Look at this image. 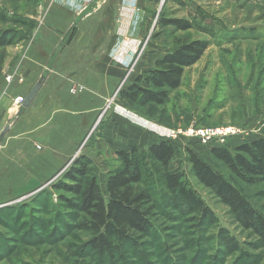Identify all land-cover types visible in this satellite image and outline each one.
Masks as SVG:
<instances>
[{
    "label": "rangeland",
    "instance_id": "obj_1",
    "mask_svg": "<svg viewBox=\"0 0 264 264\" xmlns=\"http://www.w3.org/2000/svg\"><path fill=\"white\" fill-rule=\"evenodd\" d=\"M100 1L0 0V99L6 98L5 104L0 105V133L9 126L0 141V264H103L92 255L78 252L86 232L72 228V212L59 207L52 184L80 154L92 157L103 183L108 171L117 164L113 146L104 141L102 132L109 114H114L112 122L122 115L124 118L118 123L131 120L164 139H167L162 136L164 130L185 129L189 125H235L241 131L230 137L233 138L230 143L264 138V0H141L140 5L136 0H125L126 8L119 6L125 9L123 13L131 14L130 10L139 9L141 22H147L148 31L139 38L133 36L129 28L133 18L126 19L122 29L121 14L118 16L121 9L116 7L114 21H118L116 27L122 34L115 49L121 54L128 51L129 59H125L127 70L122 80L111 83L115 87L113 95L94 114L74 152L59 167L57 164L63 158L53 147H46L47 151L37 143L34 149H28L18 134L24 108L13 100L17 96L25 98L41 76L48 77L53 86L60 87L65 82L67 87L73 81L66 79L68 71L76 72L74 77H79L90 70L87 59L94 60L99 50L94 52L93 45L103 38V35L99 37V26L104 19ZM128 5L131 7L127 9ZM163 15L170 19L195 18L215 29L216 36L196 30L171 33V26L159 25ZM254 28L255 33L250 35L248 31ZM176 38L210 41L201 58L186 68L180 87L160 104H134L121 98L120 89L131 83L135 75L150 69L154 56L171 48L172 39ZM59 51H63L60 60L49 72L48 57ZM50 73L53 74L48 76ZM230 80L236 81L237 86H230ZM82 116L86 118L87 114ZM154 127L159 129L152 131ZM196 144H200L196 146L200 156L212 165L203 146L209 143L182 136L174 142L170 167L182 171L185 183L215 211L217 222L206 233L216 235L224 227L243 249L254 255V263L264 264V252L255 247V237L233 219L227 206L190 175L182 147ZM234 181L251 204L260 209L258 206L264 203V185L248 187ZM170 225L172 238L168 243L177 250L178 264H188L184 261L187 252L184 240L192 236V229L184 227L177 233L175 227L180 225L171 222ZM118 264L171 262L162 250H156L153 254L148 252L147 257L129 252Z\"/></svg>",
    "mask_w": 264,
    "mask_h": 264
},
{
    "label": "trees",
    "instance_id": "obj_2",
    "mask_svg": "<svg viewBox=\"0 0 264 264\" xmlns=\"http://www.w3.org/2000/svg\"><path fill=\"white\" fill-rule=\"evenodd\" d=\"M159 25L171 26V33L196 30L216 36L215 29L195 18L170 19L163 15ZM255 31L248 32L251 35ZM172 41L173 46L157 55L150 69L120 89L121 98L134 104L162 103L180 87L186 68L195 64L210 44L209 39ZM229 85L235 86L236 81L230 80ZM176 140L161 138L144 148L132 145L114 150L117 164L103 183L89 154L74 158L52 189L59 207L72 212V228L86 232L78 252L92 255L103 264H118L129 252L147 257L148 252L162 250L167 261L178 264L177 250L168 243L172 238L168 228L171 222L180 225L175 227L177 233L184 227L192 229V236L184 240V261L188 264H256L254 255L224 227L216 235L206 233L216 224L217 216L185 183L182 171L170 167ZM231 140L203 145L212 165L198 149L186 145L182 150L190 175L227 206L233 219L255 237V247L264 252V203L257 209L234 181L248 187L264 185V138L238 143Z\"/></svg>",
    "mask_w": 264,
    "mask_h": 264
},
{
    "label": "crops",
    "instance_id": "obj_3",
    "mask_svg": "<svg viewBox=\"0 0 264 264\" xmlns=\"http://www.w3.org/2000/svg\"><path fill=\"white\" fill-rule=\"evenodd\" d=\"M140 1L136 0L138 4ZM100 3L104 7V19L99 26V37L103 35V38L96 40L93 45L92 50L94 52L99 50L94 60L87 59L91 64L90 70L79 77H74L76 72L68 71L65 77L73 81L67 87H65L67 85L65 82H62L60 87L53 86L51 82H48L49 78L44 76V81L35 97L27 107H24L23 112L21 111V129L19 128L18 132L21 141L25 143L28 149H34V144L37 143L43 145L44 149L53 147L57 155H61V158H63L57 164L58 167L62 165L66 157L74 152L94 114L102 109L110 96L113 95L115 87L111 83L117 84L119 80L121 81L124 72L127 70L124 67L125 59H129L128 51L121 54L119 50L115 49L116 41L118 36H121L122 31H119L116 27L118 21H114L115 17L113 16L116 7L123 6L126 8L125 0H101ZM100 3H98V6H101ZM137 3H135L136 6ZM130 7L128 5L127 9ZM124 8L119 7V10L121 9L118 12V16L121 14L119 26L123 29V24L128 19L133 18L129 28L132 35L139 38V35L148 31L147 22L142 24L139 9L130 10V14L123 13ZM62 52L59 51L52 58L48 57L51 64V66H48L49 72L54 69L60 60ZM121 55L122 58L120 59ZM156 56H154L153 61ZM52 74L50 73L48 76ZM79 85L81 87H78ZM68 87L70 88L68 89ZM4 102H6V98L0 99V105ZM84 113L87 114L86 118L82 116ZM109 116L110 119L106 125L104 124L105 127H102V132L104 141L111 144L114 150L129 149L132 145L144 148L161 139L131 120L127 119L122 124L118 123L123 120L120 119L124 118L122 115L120 118L117 117L116 122L111 121L114 120V114H109L107 117ZM1 118L2 113L0 112V120ZM199 145L196 144L193 147L197 148Z\"/></svg>",
    "mask_w": 264,
    "mask_h": 264
},
{
    "label": "built area",
    "instance_id": "obj_4",
    "mask_svg": "<svg viewBox=\"0 0 264 264\" xmlns=\"http://www.w3.org/2000/svg\"><path fill=\"white\" fill-rule=\"evenodd\" d=\"M10 77H8L9 79ZM24 101V98L21 96H17L14 98L13 102L15 105H20ZM143 125V124H142ZM145 126V125H143ZM146 127V126H145ZM159 128H152V131H157ZM241 129L235 125L233 126H218V127H196L193 125H189L185 129L183 128H175V129H167L164 130L163 137H166L170 140H175L182 136L185 137H195L202 144L208 143H219L223 144L227 139L232 136L238 135Z\"/></svg>",
    "mask_w": 264,
    "mask_h": 264
},
{
    "label": "water",
    "instance_id": "obj_5",
    "mask_svg": "<svg viewBox=\"0 0 264 264\" xmlns=\"http://www.w3.org/2000/svg\"><path fill=\"white\" fill-rule=\"evenodd\" d=\"M43 81H44V76H41L40 79L31 88V90L27 93V95L25 96L24 101L22 102V105H21L23 108L27 107L31 103V101L35 97L36 93L38 92L39 88L41 87ZM8 128H9V126L7 125L1 131V133H0V141H1L2 137L5 135V133L7 132Z\"/></svg>",
    "mask_w": 264,
    "mask_h": 264
}]
</instances>
